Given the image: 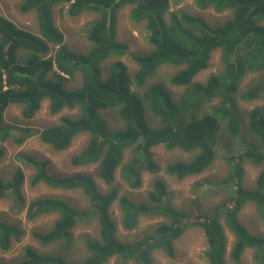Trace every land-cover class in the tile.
<instances>
[{
  "label": "trees",
  "instance_id": "obj_1",
  "mask_svg": "<svg viewBox=\"0 0 264 264\" xmlns=\"http://www.w3.org/2000/svg\"><path fill=\"white\" fill-rule=\"evenodd\" d=\"M195 2L201 9L213 7L218 12L231 11L232 18L221 26L210 27L200 18L177 12L170 14L167 23L164 18L169 14L170 0H23V12H36L39 35H35L19 30L0 15V140L4 142L12 138L15 143L21 144L32 136V131L27 129L23 130L24 134L13 138L14 133L4 119V113L11 105H22L25 119H32L47 98L52 114H58L65 108H78L79 117H62L60 125L40 132L41 140L56 151H63L70 147L76 136L88 134L87 146L71 158V164H98V176L108 186L102 192L95 178L88 173L52 175L47 170V160L37 161L28 157L27 161L35 170L31 185L80 190L89 199L91 211L98 220L99 239L85 242L89 255L81 260L43 254L27 245L22 248L21 260L0 264H106L115 257L122 261L151 264V253L155 249L163 250L169 257L175 256V241L192 226L204 229L208 264H229L226 259L228 254L233 262H239L248 249L252 250L255 264H264V237L251 234L238 218L243 207L251 203L264 222L263 108L252 109L247 123V132L262 150L250 148L241 155L226 158L229 173L216 186L227 190L233 188L234 192L230 191L231 196L212 211L195 218L178 211L165 199V184L161 180L154 182L149 205L120 196L114 185L116 172L128 148L138 145L134 157L123 168L122 176L131 188L136 189L142 185L143 170L157 174L162 169L153 160L152 147L163 144L167 151L176 148L184 152L200 150L191 161L166 166L167 172L184 177L203 171L216 159L211 138L219 132L221 124L225 125L231 138L240 136L241 123L234 109L235 97L244 75L264 67V0ZM60 3L67 7L71 17L84 12L94 15L85 26L87 34L84 39L91 44L89 52H73L64 44V34L56 27L53 17V7ZM125 5L133 6L130 17L134 22L146 24L147 41L153 47L148 54L134 57L138 69L133 74L120 60L127 54L128 45L117 40V12ZM20 39L27 43L20 42ZM20 48L29 51L25 59L20 56ZM216 49L223 50V73L210 76L205 85L194 84V77L208 67L211 54ZM109 59L113 61L103 68ZM163 65L184 67L170 79L172 85H192L198 96L205 100L220 98L219 106L211 114L187 121L182 117L180 103L173 100L170 90L163 83H153L144 96L138 95V90L144 88L145 91L148 79ZM77 73L82 75V85L66 89L65 76L72 78ZM133 85L137 91L133 90ZM259 95L258 91H247L242 99L252 101ZM108 108L119 109L123 122L121 129H111L99 114V111ZM148 111L162 122L161 127L149 126L146 120ZM4 155V150L0 148V159ZM246 159L262 167L255 189L242 186ZM25 181L21 167L14 170L9 182L0 178V199L12 196L16 201L15 207L25 210L29 220L57 214L58 219L51 230L35 232L33 236L42 245L57 242H64L65 247L71 245L74 241L73 228L88 212L78 211L67 201L53 197L35 199L27 204L21 193ZM117 201L124 214L122 225L126 230L136 229L140 217L145 214L166 217L169 223L160 224L152 234L138 241L121 242L111 214V208ZM222 221L234 237L230 250ZM23 236L24 231L18 224L0 221L2 251L10 250L13 242L21 241Z\"/></svg>",
  "mask_w": 264,
  "mask_h": 264
},
{
  "label": "rangeland",
  "instance_id": "obj_2",
  "mask_svg": "<svg viewBox=\"0 0 264 264\" xmlns=\"http://www.w3.org/2000/svg\"><path fill=\"white\" fill-rule=\"evenodd\" d=\"M23 0H0V15L13 23L19 30L39 34V25L34 11L23 12L21 10ZM133 6L125 5L117 12V40L128 45V52L120 60L128 67L131 74L135 73L138 65L134 57L149 53L152 45L147 41L145 23L134 22L131 17ZM186 12L191 16L204 20L210 27L223 25L232 18L231 11L218 12L213 7L201 9L196 5L195 0H170L169 14L164 20L169 23L172 13ZM94 18L90 12H84L77 17L69 16L67 7L63 4H57L54 8V21L58 29L64 34L65 42L69 47L76 51L87 53L91 49V44L84 39L87 34L85 26ZM264 25V23H263ZM24 38V37H22ZM27 43L23 39L19 40ZM20 56L25 59L28 52L24 48L19 49ZM223 50L216 49L211 54L208 67L200 71L193 79L197 85H205L208 78L212 75H220L224 71ZM109 59L103 64L107 68L112 62ZM184 67H174L163 65L159 67L153 76L148 80L147 86L151 83H163L171 93L173 100L180 103L183 108L182 117L187 121L198 119L203 115L211 114L213 109L219 106L220 98L205 100L199 97L195 87H181L172 85L170 79ZM107 73L105 72V75ZM82 85L81 74L68 79L64 86L67 89H75ZM134 86V85H133ZM147 88V87H146ZM133 90L138 89L134 86ZM138 95L144 96V88L138 90ZM247 91H258L259 97L246 101L242 95ZM186 96L185 101L183 100ZM236 110L240 123L241 133L239 138L233 139L229 136L225 125L221 124L219 132L211 138L212 146L216 152V159L212 164L197 174L185 175L179 177L177 173H169L166 166L179 162L191 161L196 157L199 151L184 152L180 148L173 151H167L164 145L155 146L151 151L153 160L161 166V171L153 174L148 170L141 173L142 185L139 188H131L129 183L122 176L123 167L134 157V148H129L124 152L123 162L116 172L115 187L120 196H124L135 203L151 204L149 194L153 191L154 182L161 180L165 184V199L178 211H181L190 217H197L199 214L212 211L217 205L221 204L225 198L231 196L234 189H223V186H216L217 183L225 180L229 173V165L226 158L241 155L250 148L262 150L259 143L247 132L248 114L254 108L264 109V67L254 71H248L242 78L237 96L235 97ZM22 105H11L4 113L6 125L14 133L13 138L24 134L23 130H31L32 136L23 143L18 144L13 139L7 141L0 140V148L4 150L5 155L0 159V178L4 182H9L13 172L17 167L24 170L26 181L21 188L27 204L39 198H59L67 201L72 207L81 212H88L80 222L73 228L72 235L74 241L68 247L64 242H57L51 245H42L34 236L35 232H48L54 226L58 219L57 214H48L40 216L34 220H29L25 210H19L15 207L16 201L11 197L0 199V221L11 224H18L24 231L21 241H14L10 250L4 252L0 249V263H15L23 258L22 248L31 245L43 254H56L66 257L68 260H81L89 254L85 247L88 240L99 239V225L96 216L91 211L89 199L80 190H61L53 189L45 184L31 185L30 181L35 173L31 167L32 164L27 161L32 157L37 161L47 160V170L52 175H70L74 173H88L92 175L100 190L104 192L108 186L99 178V165L90 164L85 166H73L71 158L82 151L89 141L88 134L76 136L70 147L63 151L54 150L50 144L41 140L40 132L53 126L60 125L62 117L75 119L79 117V109L65 108L58 114L50 112V101L45 99L41 103L40 110L32 119H25L22 115ZM99 114L106 120L113 130L123 127L119 119L118 109L108 108L99 111ZM149 125L153 128L162 126V122L147 112ZM140 159L141 155L138 156ZM245 174L242 179V186L247 189H255L258 175L262 169L251 161H244ZM231 191V192H230ZM111 214L117 224V237L121 242L131 243L150 235L157 226L169 223L166 217H155L143 215L140 217L139 225L136 229L126 230L122 225L123 212L117 201L111 208ZM239 220L246 229L253 235L264 237V222L258 217L254 204H246L238 214ZM226 233L229 250L233 244L234 237L226 228L222 221ZM206 239L204 229L192 226L187 229L175 241V256L169 257L163 250H153L151 253V264H208L205 258ZM229 264H255L253 253L248 249L239 262H233L229 256H226ZM106 264H139L133 260L122 261L119 258H112Z\"/></svg>",
  "mask_w": 264,
  "mask_h": 264
},
{
  "label": "clouds",
  "instance_id": "obj_3",
  "mask_svg": "<svg viewBox=\"0 0 264 264\" xmlns=\"http://www.w3.org/2000/svg\"><path fill=\"white\" fill-rule=\"evenodd\" d=\"M60 4H61V3H60ZM55 6H56V5H55ZM55 6H54L53 8H55ZM131 6H132V5H131ZM64 7H66V6H64ZM34 12H35V11H34ZM67 12H68V11H67ZM35 13H36V12H35ZM36 17H37V16H36ZM53 17H54V10H53ZM76 17H77V16H76ZM37 21H38V20H37ZM54 22H55V21H54ZM38 25H39V24H38ZM55 25H56V24H55ZM56 27H57V26H56ZM57 28H58V27H57ZM38 35H39V34H38ZM64 44H65V45H66L71 51L76 52V51L72 50V49L69 47V45L67 44V42H65V36H64ZM51 47H52V49H54L53 46H51ZM152 49H153V48H152ZM79 53H80V52H79ZM147 54H148V53H147ZM145 55H146V54H145ZM77 74H80V73H77ZM77 74H76V75H77ZM51 75H52V74L50 73L49 76H51ZM76 75H75V76H76ZM81 76H82V75H81ZM65 78H67V80H68V79H70L71 77L69 78L68 76H65ZM72 78H73V77H72ZM150 78H151V77H150ZM150 78H149V79H150ZM149 79H148V80H149ZM67 80H65L64 83H65ZM152 84H153V83L149 84V85L147 86V88H148L150 85H152ZM147 88H146V90H147ZM66 89H67V88H66ZM145 92H146V91H145ZM144 94H145V93H144ZM47 99H48V98H47ZM49 101H50V100H49ZM77 109H78V108H77ZM116 109H117V108H116ZM118 114H119V109H118ZM152 115H153V114H152ZM155 117H156V116H155ZM119 119H120V116H119ZM146 120L148 121L147 115H146ZM120 121H121V120H120ZM121 122H122V121H121ZM122 124H123V122H122ZM148 124H149V122H148ZM149 126H150V125H149ZM152 128H153V127H152ZM161 145H162V144H161ZM157 146H158V145H157ZM137 147H138V145H136V146H134V147H131V148H134V150H135ZM164 147H165V146H164ZM153 148H154V147H152L151 150H152ZM128 149H129V148H128ZM126 150H127V149H126ZM124 152H125V151H124ZM133 153H134V151H133ZM151 153H152V151H151ZM136 156L138 157L139 155H136ZM152 157H153V153H152ZM138 158H139V157H138ZM139 159H140V158H139ZM121 164H122V163H121ZM121 164H120V165H121ZM120 165H119V167H120ZM126 165H127V164H126ZM126 165H125V166H126ZM125 166H124V167H125ZM124 167H123V168H124ZM122 170H123V169H122Z\"/></svg>",
  "mask_w": 264,
  "mask_h": 264
},
{
  "label": "water",
  "instance_id": "obj_4",
  "mask_svg": "<svg viewBox=\"0 0 264 264\" xmlns=\"http://www.w3.org/2000/svg\"><path fill=\"white\" fill-rule=\"evenodd\" d=\"M108 22H110V14H109V17H108Z\"/></svg>",
  "mask_w": 264,
  "mask_h": 264
}]
</instances>
